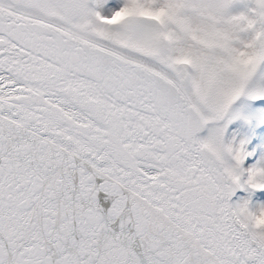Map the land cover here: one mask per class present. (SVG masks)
I'll list each match as a JSON object with an SVG mask.
<instances>
[{
    "label": "snow or ice",
    "instance_id": "1",
    "mask_svg": "<svg viewBox=\"0 0 264 264\" xmlns=\"http://www.w3.org/2000/svg\"><path fill=\"white\" fill-rule=\"evenodd\" d=\"M0 264H264V0H0Z\"/></svg>",
    "mask_w": 264,
    "mask_h": 264
}]
</instances>
